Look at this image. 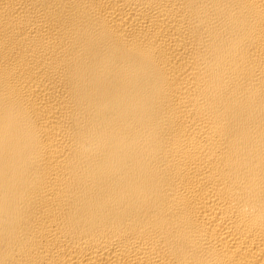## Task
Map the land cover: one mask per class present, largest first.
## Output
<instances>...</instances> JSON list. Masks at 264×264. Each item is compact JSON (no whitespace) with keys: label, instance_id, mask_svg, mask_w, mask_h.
Here are the masks:
<instances>
[{"label":"bare ground","instance_id":"1","mask_svg":"<svg viewBox=\"0 0 264 264\" xmlns=\"http://www.w3.org/2000/svg\"><path fill=\"white\" fill-rule=\"evenodd\" d=\"M0 264H264V0H0Z\"/></svg>","mask_w":264,"mask_h":264}]
</instances>
